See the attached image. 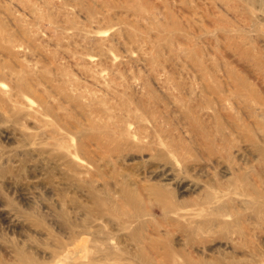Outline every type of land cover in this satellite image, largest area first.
Returning <instances> with one entry per match:
<instances>
[{"label": "rangeland", "instance_id": "1", "mask_svg": "<svg viewBox=\"0 0 264 264\" xmlns=\"http://www.w3.org/2000/svg\"><path fill=\"white\" fill-rule=\"evenodd\" d=\"M0 264H264V0H0Z\"/></svg>", "mask_w": 264, "mask_h": 264}]
</instances>
